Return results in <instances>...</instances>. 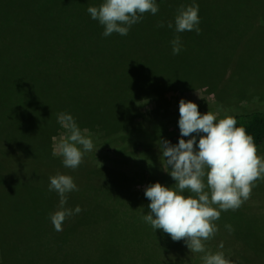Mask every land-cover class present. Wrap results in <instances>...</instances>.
Returning a JSON list of instances; mask_svg holds the SVG:
<instances>
[{"label":"rangeland","instance_id":"1","mask_svg":"<svg viewBox=\"0 0 264 264\" xmlns=\"http://www.w3.org/2000/svg\"><path fill=\"white\" fill-rule=\"evenodd\" d=\"M220 5L221 8L212 13L215 16L222 15L223 19L219 23L200 22V28L211 31L213 38L200 41L198 36L190 35V40H186L185 35L180 34L182 44L196 43L195 47L182 49L178 55L166 52L160 57V67L156 63L158 58H153L148 51H136L133 57L127 54L122 56L119 68L124 71L123 81L127 84L122 81L119 85L120 81L116 84L117 87H111L112 90H117L109 89L102 73L86 72L83 68L81 79L87 87L82 92V116L88 124L98 123V129H91L88 125L85 128L80 127L81 124L78 126L82 130L88 129L85 135L92 137L94 150L84 155L77 171L65 168L62 158L52 155L54 143L59 142V137L64 132L60 126L53 136L57 140L52 138V148L46 151L42 160L45 162L55 158L59 163L53 160L51 163L54 164L39 170H48L50 176L57 173L72 176L78 187L81 183V198L85 197L86 202L68 197L66 206L75 208L79 205L82 212L64 222L63 230L57 232L63 236L58 239L59 242L52 232L47 236L43 231L33 236L23 235V241H30L34 246L17 252V247H20L17 245V212L15 207H8L5 212L13 217L9 219L13 226L8 238L5 234L7 225L4 214L0 213V247H3L1 253H4L0 264H50L51 258L56 254L67 264H73L74 261L76 264H155L158 259L167 256L191 254L183 240L176 242L162 230L155 232L141 218L142 214H148L147 206L150 203L144 196V189L156 182L171 187L175 181L163 171L159 160L153 159L149 153L120 157L112 149L122 145L125 140L158 143L161 139L179 134L181 99L196 103L201 114L208 111L219 112L218 118L264 111V0H220ZM172 35L175 34L158 39L171 49L170 42L163 41ZM222 49L226 53H222ZM105 63L115 67L111 59ZM110 72L115 71L111 69ZM135 83H140L139 89L145 87L143 92H147L146 94H164L167 101L161 103L162 101H156L155 96L145 94L144 98L133 103L130 111L121 113L123 103L120 95L126 90L135 92ZM1 91L3 89L0 86ZM114 97V102L118 101V104L111 100ZM108 110L110 113L107 114ZM5 112L3 98H0L1 129L5 126V120L17 126V119L12 120ZM9 155L13 158L17 156L0 149V187L5 186L9 166H14L13 162H6V158L7 161L10 160ZM258 155L264 156V151ZM120 175L123 177L117 179ZM43 176L34 182L32 178L25 192L31 206L44 214L42 217L50 219V214L58 209L59 197L54 191H48L49 176ZM19 178L21 177L16 179ZM1 190L6 192L1 194H12L14 191ZM107 194L108 197H105ZM235 211L245 215V218L249 217V221L244 220L241 224ZM235 211L221 212L220 219L215 222L219 230L206 241V249L217 247V251H228L229 255L226 257L230 259V247L236 248L234 256L239 258L241 254L239 264H248L251 259L243 249L264 247V233L259 227V222L264 221V179L254 182L250 198ZM226 224L232 225L234 231L229 233L224 227ZM50 225L48 228L54 229L52 223ZM27 227L25 225L22 231H29ZM248 231L257 233V242H261H256L255 245L249 242ZM67 236H74L75 239L67 240ZM42 239L45 240L39 245ZM55 241L59 243V247L50 246ZM168 242L170 244H166ZM221 243L223 248L219 247ZM163 247L170 248L165 250ZM258 253L256 261L259 262L256 264H263L261 260H264V253ZM201 255L203 254H193L194 260L185 262L181 258L180 263L174 264H202Z\"/></svg>","mask_w":264,"mask_h":264},{"label":"trees","instance_id":"2","mask_svg":"<svg viewBox=\"0 0 264 264\" xmlns=\"http://www.w3.org/2000/svg\"><path fill=\"white\" fill-rule=\"evenodd\" d=\"M101 2L102 0H0V86L3 89L0 92V98H3L4 101L5 115L12 120L17 119V126L5 120V126L2 129L0 127V133H2L0 149L17 155L15 158L9 155V161L6 158V162H13L14 166L13 168L9 166L10 170L6 175L5 186L0 187V213L4 214L3 218L5 222H8L13 217L8 215L5 209L16 208L17 241L23 230L22 227L28 223L26 229L32 236L43 231L45 236L52 232L54 236H57L55 239L58 242V239L63 237L58 235L54 229L48 228L51 226L50 219L42 217L41 215L44 214L31 206L32 203L29 202L25 188H29L30 184L28 185V183L32 178H34V182L43 175L50 177L48 170L39 172L40 169L48 168L49 165L54 164L51 163L53 160L59 163L55 158L42 161L46 151L52 148V138L60 127L57 123L59 113H70L82 128L88 125L91 129L94 127L98 129V123L88 124L85 121L86 118L82 116V100L84 99L82 92L87 87L85 81L81 79L83 68L86 69V72L98 71L99 74L102 73L101 75L106 77L105 83L111 91H114L117 89L112 90L111 87L121 81L120 85L124 80V71L120 70L119 63L125 54L133 57L137 53L136 51H148L153 58H158L156 63L160 67L162 63L160 57L172 50L161 44V40L158 38L175 34L164 40L163 43L170 42L180 34L185 35L186 40H190L188 38L190 35L198 36L200 41L213 38L211 31L204 28L201 29L200 34H196L194 31L183 34L184 32L175 33L167 27L169 21H174L178 8L182 5H190L192 0H157L159 12L155 16L145 14L141 22L132 26L127 36L113 33L109 37H104L102 35L103 27L97 21L92 20L87 13L89 6H98ZM196 3L199 5V17L202 23H219L223 19L222 15H212L215 9L221 8L220 0H196ZM160 23H164L165 26L158 27ZM195 45L196 43H187L182 49L187 50L190 46L195 47ZM221 51L226 53L223 49ZM110 59L115 63V67L105 63ZM111 69L115 72H110ZM123 82L127 84L126 81ZM135 84L137 86L134 89L135 92L126 90L120 95V101L123 103L122 109H120L121 113L130 111L133 103L144 98L147 93L143 92L145 87L138 88L140 83ZM149 94L155 96L156 101H162L161 103L167 101L164 94L154 95L149 92L146 95ZM109 95L113 97L112 94ZM114 99L116 98L111 99L113 103L118 104L119 102H114ZM108 113H110L109 110ZM234 118L237 120V126L244 127L247 133L254 138L258 149L257 154L263 152L264 111L236 115ZM179 139L180 133L164 140L177 144ZM157 145L158 143L130 139L125 140L122 145L114 146L112 152L120 157L149 153L154 157L153 159H157L161 163V154ZM75 171L77 170L75 169ZM39 173L43 175H38ZM121 176L117 179L123 177ZM15 177L21 178L16 179ZM83 185L85 186V184ZM79 186V191L70 193L68 197L79 198L86 202L85 197L81 198L83 186L81 183ZM1 189L14 191L12 194H10L11 192L1 194L6 193ZM89 189L87 188V190ZM235 212H237L235 214L241 224L244 220L249 221V217L245 218V215L239 211ZM257 219L254 218V220ZM259 227L264 233V221L259 222ZM246 233L249 242L255 245L258 240L257 233H252V231ZM74 239V236H67V240L73 241ZM43 240L39 245L43 243ZM95 240L97 241V238ZM56 241L50 246L59 247V243ZM163 248L167 250L170 247ZM231 248L229 260L231 264H239L241 254L239 258L234 256L236 248ZM218 249L217 247L207 248L211 252H216ZM225 249L228 250V248ZM107 251L105 252L107 253ZM258 251L264 253V247H245L243 249V252H248L249 259H251V263L248 264L259 262L256 261L258 260L256 257L259 255ZM224 254L227 256L229 252L226 251ZM181 258L185 259V262L195 259L188 253L181 254V256H167L154 263H180ZM58 259V255H54L50 264H67L66 261ZM261 261L264 264V260ZM73 264H76V261Z\"/></svg>","mask_w":264,"mask_h":264},{"label":"clouds","instance_id":"3","mask_svg":"<svg viewBox=\"0 0 264 264\" xmlns=\"http://www.w3.org/2000/svg\"><path fill=\"white\" fill-rule=\"evenodd\" d=\"M158 12L157 0H102L98 6L87 8L90 18L103 27L104 37L113 33L127 36L145 14L155 16ZM200 22L199 5L192 0L190 5L178 8L174 21H169L167 27L175 33L200 34ZM170 44L172 54L178 55L183 48L180 36L176 35ZM218 115L219 112L212 111L201 114L196 103L181 99L178 143L161 139L157 145L163 171L175 184L169 187L156 182L144 189L150 203L142 220L173 241L183 240L192 255L203 254L202 264H231L224 252L208 251L206 241L219 230L215 222L221 212L240 208L250 198L254 182L264 179V156L257 154L254 138L244 127L237 126L233 116ZM57 123L64 132L54 143L52 155H59L65 168L75 170L84 155L94 150L93 139L85 135L88 129L82 130L70 113H59ZM48 191L59 197L58 209L50 214L53 228L59 232L68 218L82 212L79 205L66 206L68 195L79 191V187L72 176L57 173L49 177ZM224 227L229 233L234 231L230 224ZM219 247L223 248V243Z\"/></svg>","mask_w":264,"mask_h":264},{"label":"crops","instance_id":"4","mask_svg":"<svg viewBox=\"0 0 264 264\" xmlns=\"http://www.w3.org/2000/svg\"><path fill=\"white\" fill-rule=\"evenodd\" d=\"M5 223L7 225L6 229H5V234L9 238V236L11 234V233H9V230L13 226V224H12V221H8ZM26 225H29V223ZM23 235H29L30 236L32 234L29 231H23V232L21 231L20 237L17 241V245L20 246V247H17V252L23 251V249H25L26 247H33L34 246L30 241H23V239H22ZM2 250H3V247H0V261H1V259H3V255H4V253H1Z\"/></svg>","mask_w":264,"mask_h":264}]
</instances>
